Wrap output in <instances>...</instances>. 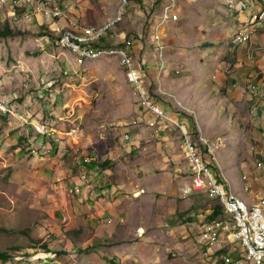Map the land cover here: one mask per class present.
Wrapping results in <instances>:
<instances>
[{"label":"rangeland","instance_id":"rangeland-1","mask_svg":"<svg viewBox=\"0 0 264 264\" xmlns=\"http://www.w3.org/2000/svg\"><path fill=\"white\" fill-rule=\"evenodd\" d=\"M69 1L57 0V3L64 4L67 12L73 14L69 10ZM73 1L80 7L84 0ZM182 1L126 0L121 20L109 32L105 42L106 46L122 48L129 54L143 75L147 100L158 107L161 114L145 106L130 85L118 57L80 58L59 46L58 34L37 35L40 26L56 32V27L64 25L63 20L52 18L45 9L39 7V12L20 23L8 19L0 22L17 26L22 33L0 38V100L8 103L4 105L14 115L25 112L28 119L39 118L36 124H46L55 133L62 134L60 142L65 147L66 159L78 163L72 169L73 174L80 185L89 186L86 199L81 190V195L77 192L76 189L81 187L77 183L68 187L65 199L68 209L88 214L82 218L83 215L76 213L75 224H83L89 219L90 211L85 207L91 208L92 214L100 212L89 219L95 223L92 228L96 227V230L90 232L88 227H80L81 233L76 239L66 235V231L73 228L70 224L65 225L67 220L59 222L60 233L66 239L46 232L47 241L61 239L52 264H223L203 257L201 251L205 250H200L195 241L198 227L202 222H208L219 202L204 191L190 189L192 176L184 152V132L217 184L229 190V180L234 192H240L243 187L239 182L238 167L243 171L240 163H246L251 170L264 169V154L261 153L264 138L245 116L244 130L240 128L243 123L239 124V116L232 114L235 119L226 122L221 115L206 116L197 101L188 100L190 106L185 109L159 92L157 63L161 60L155 56L157 52L151 41L152 32L158 29L152 27L156 26L157 20L159 23L166 20L163 31L173 33L174 37L163 39V43L169 52L179 50L180 34H194L192 30L196 23L189 22L193 27L185 21L182 23L183 6L181 11L178 10V3ZM122 2L86 0L87 5L81 8L83 17L77 19V23L81 26L101 25L115 16ZM110 10L112 16L105 18V12ZM232 37L233 34L228 37V43ZM180 65L179 60L172 65L179 69L178 73L174 71V78L181 76ZM226 123L231 128L237 124V134L226 127L218 134H212L211 126L222 127ZM73 126L77 127L74 138L64 136L63 133ZM18 129L15 122L0 115V149L3 136L11 137V130ZM20 138L23 135L20 134ZM218 138H222L223 144L216 147ZM204 140H208L211 148ZM6 146V153L0 154V206H5L3 198L7 195L13 202L9 205L16 209H32L28 210V217L24 214L23 225L15 219L6 226L12 227L11 233L0 231V252L12 256L0 264H39V257L25 253V246L33 247L36 249L34 254H38L39 247L46 251L47 244L39 246V241L18 231L31 225L30 220L38 209H34L35 199L27 191L18 192L15 187L6 186L12 168L6 155L20 148L16 144ZM22 150L27 153L25 147ZM101 164L106 166L100 168ZM215 169L220 181L214 175ZM3 226L5 222L3 224L0 219V229ZM67 241L71 244L68 248ZM240 253L236 248L230 255L239 258Z\"/></svg>","mask_w":264,"mask_h":264},{"label":"crops","instance_id":"crops-1","mask_svg":"<svg viewBox=\"0 0 264 264\" xmlns=\"http://www.w3.org/2000/svg\"><path fill=\"white\" fill-rule=\"evenodd\" d=\"M246 1L183 0L182 2H177L179 11H181L180 8L183 6L181 15L184 18L182 23L185 21L193 27L189 22H196L192 30L194 34L192 33L190 36L180 34L179 50L169 52L163 43V39L168 40L169 36L174 37V34L168 33L167 30L166 32L163 31L165 30L166 20L161 23H159L160 20H157L156 26L153 25L152 28L153 30L155 28L160 30V33L158 30L155 33L153 31L151 41L154 46V34L160 36L161 42L164 45L162 61L167 64L166 68L159 69L160 63H157L159 71L157 86L159 92L173 98L179 107L185 109H188V106H190L188 100H191L192 103L197 101L196 103L200 107V110L205 111L206 116L213 114L217 116L221 115V118L224 121L226 120V122L228 119H235L232 114L239 116V124L243 123L240 128L244 130L246 128L244 123L245 116L260 130V136L262 135L263 137L264 107L256 115L250 112V107L255 100L259 98L264 99V87L262 92L254 97V100H251L247 85L249 83L258 84L260 82L264 84V24L250 36L249 41L239 45L234 42L241 25L246 21L251 11H253V8L239 10ZM68 3L70 5L69 10L72 11L73 15L76 13L78 14L77 19L82 18L84 11L81 8L87 5L86 0L79 5L80 7L74 4L73 0ZM112 13V10L109 13L105 12V18L112 16ZM191 14L193 16H190ZM231 34H233V37L231 38V43L230 40L228 43V37ZM229 54L233 56L234 63L232 64L227 58ZM157 55L156 53L155 56L157 57ZM178 60L182 68V70L180 69L181 76L174 78L173 69L175 67L172 65H176ZM232 84H236L235 89H232ZM194 96L197 97L196 100ZM233 110L236 112H233ZM38 119H28V115L26 116L25 112L15 113V116L10 118V121L15 122L19 129L15 131L11 130V137L8 134L3 136L0 154L6 153L4 150L7 147L6 145L16 144L21 148H17L12 153L6 155L8 156L9 165L12 166L6 186L15 187L18 192L27 191V194L34 197V209L38 210H35L33 219L30 220L32 222L31 225H25L24 228L18 231L19 234L25 237L28 236L29 239L39 241V246H42L44 243L47 244V251H43L39 247V253L34 254L36 249L28 245L25 246V253H33L32 257H39V264H52L55 262L52 261V258L55 256L54 251L58 250V240L61 241V239L55 238L47 241L45 240L48 237L46 232L51 231L56 236L62 235L60 233L61 226L59 222L66 220L69 222L65 224L66 226L70 224L73 227L72 230L77 228L74 231H80V227H83L81 229L88 227V231L91 232V230H96V227L92 228L95 223L92 224L89 219H92L97 214L100 215V212L97 211V214H92L91 208L85 207L86 211H90L89 219L83 224H75L74 217L76 213L83 215L82 218L88 214L85 211L68 209L65 200L68 187L72 188L77 183L81 186L79 189H76L77 192L79 191V195L83 194V198L86 199L89 186L79 184V180L75 177L72 170L78 163L74 159H66L64 153L65 147L62 142L55 139L37 137L32 131L31 125L39 123ZM211 127L212 134H218L224 127L228 131L232 129V133L235 134L239 130L237 124L234 128H231L228 123L223 124L222 127ZM11 129L16 128L12 127ZM205 133L204 131L203 135ZM20 134L23 135L22 139L20 138ZM204 141L211 148L208 140ZM218 141L216 147L223 144L222 138H218ZM21 142H23V145ZM261 145V153L264 154V139ZM24 147L27 153H22ZM29 148L30 150H28ZM246 166V163H240L243 171L238 167L239 182L243 186L240 192H234L231 182L228 178L227 180L230 184L229 190L232 193L246 202H253L258 197L264 196V169L251 170ZM256 182H259L260 185ZM3 200L5 206H0V215L3 216L0 219L3 220V224L5 222L3 230L6 233H11L13 231L12 227L7 228L6 226L11 225L15 219L18 220L20 225H23L25 220L24 214H27L28 217V210L31 211L32 208L28 210L23 207L16 209L13 205H9V203L13 204V202L10 196L7 195H4ZM45 203L47 204L46 208H44ZM89 204L91 203L89 202ZM68 236H73L76 239V236L73 234ZM62 238L66 239V236L63 234ZM68 245H71L69 241H67V248Z\"/></svg>","mask_w":264,"mask_h":264},{"label":"built area","instance_id":"built-area-1","mask_svg":"<svg viewBox=\"0 0 264 264\" xmlns=\"http://www.w3.org/2000/svg\"><path fill=\"white\" fill-rule=\"evenodd\" d=\"M40 2V6H39ZM121 6L113 18L105 23L95 26H81L77 23V18L67 12L64 4H58L57 0H0V22L8 19L13 23H20L30 19L31 14L45 9L52 18L63 20L64 25L56 27V34L59 35L58 44L60 47L78 55L80 58L97 59L103 56H116L126 72L130 85L140 95L145 106L150 110L160 113L159 108L147 100L142 74L136 68L132 58L122 48H110L105 45L109 32H111L121 20ZM253 8L246 21L241 25L234 40L236 44H243L249 41L250 36L264 24V0H247L239 10ZM24 9L21 15L20 10ZM17 27V26H16ZM18 28V27H17ZM154 48L157 51L161 63L159 69L166 68L167 64L162 61L164 45L160 36L154 34ZM176 73L179 69L175 68ZM232 89L236 84H232ZM264 84L249 83L247 89L254 100L262 92ZM5 101L0 100V115L7 120L14 117V112L9 109ZM264 107V99L255 100L251 104L250 112L256 115ZM32 131L37 137L45 139H55L60 141L62 134L55 133L46 124H33ZM77 127L73 126L64 136L74 138ZM184 152L192 176L191 190L204 191L209 196H215L222 208V217L211 222H202L198 227L195 239L197 247L203 257L208 260L213 259L214 263L219 260L223 264H264V196L258 197L253 202H246L244 199L225 190L223 185L217 184L210 169L203 163L195 146L190 142L187 133L184 132ZM264 137V132H263ZM128 138V136H125ZM226 245L231 246L229 250ZM236 248L240 250L239 258L231 257V251ZM216 255L214 253H219Z\"/></svg>","mask_w":264,"mask_h":264},{"label":"trees","instance_id":"trees-1","mask_svg":"<svg viewBox=\"0 0 264 264\" xmlns=\"http://www.w3.org/2000/svg\"><path fill=\"white\" fill-rule=\"evenodd\" d=\"M24 11V9L20 10L19 12V15L22 14V12ZM40 32L37 34L39 36H44V35H50V36H54L56 32H52L50 31L49 29H46L44 26H40ZM22 34L20 30L17 29L16 26H11L9 23H4V24H1L0 23V38H5V37H9V36H15V35H20ZM229 62L232 64L234 63V60H233V56L232 54H229V56L227 57ZM106 166L101 164L100 165V168H104ZM218 171L215 169L214 171V175L217 176V180L220 181V178L218 177ZM181 217V216H179ZM219 217H222V208L220 207V205H217L213 208L212 210V214L210 215L209 217V220L208 222H211L212 220H215L216 218H219ZM190 221V220H189ZM1 232H6L5 230L3 229H0ZM67 235H75L76 238L77 236L81 233L80 231H74V230H68L67 232ZM47 251V249H46ZM11 255L7 252H0V261L1 262H6L8 260L11 259Z\"/></svg>","mask_w":264,"mask_h":264}]
</instances>
